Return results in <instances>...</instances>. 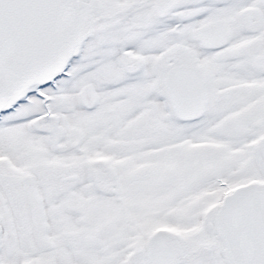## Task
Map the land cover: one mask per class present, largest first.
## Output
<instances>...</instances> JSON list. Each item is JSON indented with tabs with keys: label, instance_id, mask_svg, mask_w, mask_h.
<instances>
[{
	"label": "snow or ice",
	"instance_id": "obj_1",
	"mask_svg": "<svg viewBox=\"0 0 264 264\" xmlns=\"http://www.w3.org/2000/svg\"><path fill=\"white\" fill-rule=\"evenodd\" d=\"M0 264H264V0H0Z\"/></svg>",
	"mask_w": 264,
	"mask_h": 264
}]
</instances>
